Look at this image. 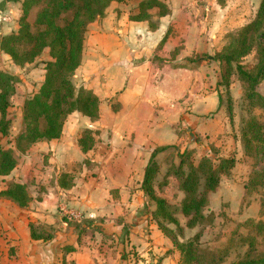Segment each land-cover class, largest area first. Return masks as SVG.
Wrapping results in <instances>:
<instances>
[{
  "label": "rangeland",
  "instance_id": "1",
  "mask_svg": "<svg viewBox=\"0 0 264 264\" xmlns=\"http://www.w3.org/2000/svg\"><path fill=\"white\" fill-rule=\"evenodd\" d=\"M23 1L0 0V44L3 36L18 31ZM139 1L126 0L114 4L105 17L90 25L87 33L83 65L76 72L74 81L78 87L86 85L99 92L102 117L92 121L81 113L72 114L61 139L41 141L29 147L26 153L19 154L14 179L26 182L35 200L42 199L45 193L58 194L56 175L64 166L68 169L75 157L80 156L81 160L86 157L78 144L86 129H92L97 138L96 146L91 150L92 157L111 163L121 157V151H140L147 158L157 146H168L156 157L158 170L154 186L156 192L174 207L183 231L174 223L167 224L178 239L185 241L199 234L200 247L210 252L218 264L237 262L246 255L251 243L257 254L263 253L264 179L258 187L249 184L256 172L264 177V154L256 150L258 143H252L247 151L244 136L252 119L264 123V109L259 97L249 98V86L239 78L235 66L229 75L226 65L215 58L218 52L231 44L232 34L255 18L262 0H166L179 11L175 17L161 20L158 10H154V21L160 20L166 29L170 28L177 41V44L167 43L165 51L162 49L164 44L160 42L163 34L160 36L159 33L160 37L154 38L147 27L121 24L124 14L134 13ZM164 3L168 7V3ZM39 9L38 5L31 9V23ZM99 35L104 37L103 44L108 45L103 52L98 48L101 47ZM122 38L128 41L126 45L132 55L128 60L131 68L135 69L131 74L134 83L139 81L132 86L131 93H134L135 100L140 99L138 105L131 104L124 110L117 98L109 93L110 80L119 74L117 68H121L114 64L116 56L108 49L112 46L111 39ZM176 45L182 48L181 53L175 49ZM50 59L49 48H46L34 62L19 66L0 49V70L13 80L9 108L12 127L8 137L0 134V146L15 148V138L22 129L25 100L39 92L46 77L45 66ZM241 63L247 69H255L257 49L254 47ZM134 83L131 80V84ZM142 83L143 86H139ZM137 86L139 88L135 89ZM255 89L264 96V78L255 85ZM197 105L198 108L195 107ZM116 111H120L126 117H122L124 121L129 120L130 123L113 119L115 115L112 112ZM185 150V170L190 169V163L199 165L203 160H209L217 167L223 159L236 158L234 166L223 171L218 190L210 196L209 209L215 216L212 224L188 226V217L181 212L184 193L177 178L168 170L179 164L181 156L178 151ZM63 154H66V163L62 159ZM102 165L99 162L81 165V169L79 164L72 167L80 185V191L74 195L79 199L58 195L55 207L46 203L49 228L60 231L63 225L64 231L71 228L77 233L80 224L86 223L87 233H94L95 243H101L102 247L107 245L112 252L121 249L124 259L140 264L143 258L135 251L130 231L157 229L152 216L156 204L144 194L141 185L137 186L141 181V167L134 172L138 183L123 189V200L121 197L120 201L111 202L109 191L115 184L113 173ZM81 188L85 191L84 196ZM39 206L35 203L29 207L38 211ZM90 206L97 209L94 217L87 214ZM62 207L81 213L83 219L80 222L69 219ZM103 209L105 211L101 212ZM102 230L108 232L103 233ZM149 241L153 239L150 237ZM152 253L149 251V257ZM158 255L153 257L162 261L163 257L160 259ZM146 264L155 262L149 260Z\"/></svg>",
  "mask_w": 264,
  "mask_h": 264
},
{
  "label": "trees",
  "instance_id": "2",
  "mask_svg": "<svg viewBox=\"0 0 264 264\" xmlns=\"http://www.w3.org/2000/svg\"><path fill=\"white\" fill-rule=\"evenodd\" d=\"M124 1H23L19 29L2 37L0 49L19 66L34 62L46 48H49L51 59L46 63V77L39 92L25 100L22 129L15 138V148L0 146V180L7 182V187L0 191V196L16 202L21 207L28 206L34 199L28 184L14 178L5 179L18 166L19 154L26 153L29 147L38 142L61 138L68 118L76 112L89 117L92 121L100 118V97L86 86L78 87L74 76L83 61L90 24L104 17L113 2ZM37 5L40 9L35 21L31 23L29 14ZM154 8H158L160 16L170 12L162 0H142L139 3V13L132 15V19L149 21L150 27L156 28L158 22L154 21L153 14L149 12ZM231 37V44L218 52L215 58L226 65L229 75L235 66L239 78L249 86V98L259 97L264 109V96L258 94L255 89V85L264 78V0L261 1L255 18L249 24L238 28ZM254 47L258 53V64L251 70L247 69L241 60L251 53ZM226 77L228 78L227 73ZM12 84L11 77L0 70V134L4 137L10 135L12 127V118L9 117L13 97ZM78 143L82 151L93 149L96 143L95 132L92 129H86ZM252 143H258L256 150L264 154V123H259L256 119L249 122L244 136L247 151ZM167 148L168 146H158L152 151L141 186L146 196L156 204L152 214L153 219L157 222L158 228L172 239L174 247L180 251L181 264H218L210 252L200 247L199 234L192 239L180 241L175 231L167 224L174 223L183 231L174 207L165 197L156 192L154 186V178L158 170L156 157ZM179 154L181 156L179 164L174 165L168 172L177 178L179 188L184 193L180 209L188 217L187 225L195 227L198 224H212L215 216L209 209L210 196L218 190L223 171L234 166L236 158L223 159L217 167L209 160H203L199 165L190 163V169L185 170L184 155L187 151H178ZM263 179L262 174L256 172L249 186L252 184L258 187ZM60 184L64 188H69L73 185V178L69 173H63ZM84 224L86 223L80 224L81 228H85ZM31 229L34 239L49 240L53 237L51 233L40 230L39 226L31 224ZM254 249V244H249L246 255L230 264H264V252L257 254Z\"/></svg>",
  "mask_w": 264,
  "mask_h": 264
},
{
  "label": "crops",
  "instance_id": "3",
  "mask_svg": "<svg viewBox=\"0 0 264 264\" xmlns=\"http://www.w3.org/2000/svg\"><path fill=\"white\" fill-rule=\"evenodd\" d=\"M141 1L142 0H140L137 3L136 10L134 13L130 15L124 14L121 24L124 23V26L126 27L130 26V24L143 26L145 28L147 27V29L151 31L150 34H152L154 38L155 37L157 38V36H159L158 35L159 33H161L160 36L163 34L162 40L160 42L164 44L162 48L164 51L167 50V46H165L167 43L172 42V44H177V41H175L174 32L173 33L170 32L169 31L170 28L166 29L165 25H162L160 20L158 21L159 22L158 26L152 29L150 27L149 21L146 20L137 21L132 19V15H136L139 13V3ZM162 1L168 3V8L170 12L160 16L161 20H165V18L167 17L170 18L175 17L176 12H178L179 9L171 6L170 2H167L166 0H162ZM124 2H126V0ZM124 2H113L108 8L106 15L109 9L114 4H119ZM155 9L158 10V8H154L149 12L154 15ZM125 16H126V21L129 24H127L126 21H124ZM99 19H97L96 21H98ZM96 21H94L93 23H95ZM118 31L122 32V30H118ZM100 37H101V41H100L101 47L98 48L99 51L103 52V50L106 49L108 45L103 44L104 37L103 36ZM165 37L166 39L165 41H163ZM127 42L128 41L123 38L111 39L110 43L112 46H110L108 49L111 50V52H114L112 54L116 56V58L114 56L115 58L114 64L116 66H120L121 68V69L117 68L119 74L111 78L110 80L111 85L109 84V88H110L109 93H111V97L114 96L117 98V100L121 104L122 110L128 108L131 104H134V106L138 105L137 102L140 100V99L135 100V96H133L134 93L133 94L131 93L132 86L138 84L137 82L139 81L137 80V82L134 83L135 82L134 81L135 79L133 78L134 76L131 75L135 69L131 68L128 60V58L132 55L129 47L126 45ZM119 46H122V48H120ZM176 48H178V51L181 53L182 48L180 47V45H176L175 49ZM118 49H122L123 51H118ZM82 65L78 68V70L82 68ZM124 69L125 72H123ZM131 80L134 83L133 85L131 84ZM139 86H143V83L140 84ZM86 87L92 89L100 97L99 92L96 89L88 86ZM138 88H139L138 86L135 87V89ZM100 100H101L100 103V108H101L100 118H101L103 115L101 97ZM198 106L199 105L195 107L198 108ZM112 114L115 115V118L113 119L119 122L130 123L129 120L124 121L123 118L126 117L125 116L123 117V114L120 111L112 112ZM54 140H58V139H54ZM51 141H43V142H51ZM96 143H97V138H96ZM96 143L93 149L95 148ZM91 150L86 152L80 151L83 154V156L86 157H84L82 160L80 156L75 157L74 160H72L71 165L67 166L68 169H66V166H64V169L61 170L56 175V188L59 192L58 194H56V192L45 193L42 199L40 200L33 199L26 207H21L16 202L6 197L0 196V264H128V263L134 264L131 260L123 258V256L120 254V252H122L121 249H119L117 252L116 251L112 252L111 250H109V247L107 245L102 247L101 243H95L92 238L94 237L93 235L94 233L93 234L87 233V229H88L87 224H84L85 228L80 227L79 228L80 231L79 232L77 231V233L75 230L71 228L68 229L66 228V231H64L63 225L62 227L60 226L61 227L60 231H56V230L53 231L49 228L48 224L50 223H48L49 220L47 219V213L45 212L47 208L46 203H49V205L51 206L54 205L53 207H55V203L57 202L58 195H63V196L66 195L71 200L79 199L78 196L76 197L74 195L80 191L78 190L80 185L77 184L75 176L73 174L74 170L72 169V167H74V165L77 167V164H79V167L81 169V165L90 166V165H95L97 163L99 164V162H101L103 164L102 166L108 167V169L113 173L112 180L113 182H115L112 189L109 191V194H111L113 198L112 199L110 197L111 202L120 201L121 197L123 200V198L125 197V193L123 189L132 187L133 185L138 183V180L135 179L134 176V172L136 169L138 170V167H141V175H140L141 181L140 184L137 186L140 185L142 186L145 169L147 164L149 163L152 152H150V154L147 155V158H145V155H141L140 151H125V152L121 151L120 154L121 157L115 160V163H111L106 159L100 160L97 158H93L91 155L92 154L91 152L93 151ZM62 159L66 163L67 160L66 154L62 155ZM85 159H87L88 161H86ZM88 162L90 163L88 164ZM111 164H113V167ZM16 168L12 171V173L9 176L5 177V179L9 180V178L10 179L14 178L15 176L14 171L16 170ZM115 172L116 174H114ZM63 173H69L70 176L73 178V185L69 188H64L60 184V178ZM17 181L23 182L21 180H17ZM6 187H7V182L4 181L3 179L0 180V191L6 189ZM81 189L83 191L82 194L84 196L85 191L83 190V188ZM32 195L34 197L33 192ZM128 202L132 203V206H134L133 202H130L129 200ZM35 203L40 204V206L38 207V211L34 209H30L29 207L31 205H34ZM75 203L78 204L76 201ZM112 208H113V204H112ZM88 210L89 211L87 214L94 217V214L97 212V209H93L92 206H90L88 207ZM103 211L105 210L104 209L101 210V212ZM113 211H115V208L113 209ZM31 224L39 226L40 230L42 229L51 233L53 237L49 240L34 239L32 237ZM102 232L107 233L108 231L102 230ZM150 237L153 239V241H149ZM130 238L133 241L132 244L136 245L135 251L138 252L137 253L138 256L140 255L143 258L142 260L139 261L140 264H146V262L148 263L149 260H153L155 264H181L180 251H178L174 247L172 241L158 228V226L157 229H153L150 232L142 228H138L136 232L131 230ZM151 250L153 252L151 255L152 258L149 257V251ZM155 254H159L157 257L160 259L163 257L162 261L153 257L155 256Z\"/></svg>",
  "mask_w": 264,
  "mask_h": 264
},
{
  "label": "built area",
  "instance_id": "4",
  "mask_svg": "<svg viewBox=\"0 0 264 264\" xmlns=\"http://www.w3.org/2000/svg\"><path fill=\"white\" fill-rule=\"evenodd\" d=\"M63 211L65 212L66 216H68L69 219H75L80 222L81 219H83V215L81 213H76V211L72 209H67V207H62Z\"/></svg>",
  "mask_w": 264,
  "mask_h": 264
}]
</instances>
